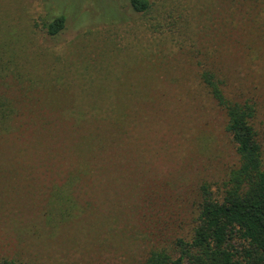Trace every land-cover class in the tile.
I'll list each match as a JSON object with an SVG mask.
<instances>
[{
	"label": "rangeland",
	"instance_id": "obj_1",
	"mask_svg": "<svg viewBox=\"0 0 264 264\" xmlns=\"http://www.w3.org/2000/svg\"><path fill=\"white\" fill-rule=\"evenodd\" d=\"M151 1L152 11L143 14L130 0H0L1 26L16 24V32L28 37L26 55L37 58L39 51L44 68L62 69L75 94L89 84L119 87L107 98L119 110L111 117L133 114L135 102L146 105L150 128L143 137L159 159L153 178L131 173L138 170L128 163L132 154L113 167L124 177L83 183L77 193L92 211L57 228L42 218L50 185L18 189L9 204L0 194V256L34 264H130L153 246L189 236L201 184L222 182L238 159L225 114L200 82L203 66L225 75L231 95L256 102L264 144V34L256 28L264 19L261 7L248 0ZM60 14L67 20L57 36L33 24ZM47 50L58 59L49 55L56 60L46 61ZM130 87L147 96L132 101L125 94ZM134 139L131 146L142 147ZM4 145L0 174L26 181L31 153Z\"/></svg>",
	"mask_w": 264,
	"mask_h": 264
},
{
	"label": "trees",
	"instance_id": "obj_2",
	"mask_svg": "<svg viewBox=\"0 0 264 264\" xmlns=\"http://www.w3.org/2000/svg\"><path fill=\"white\" fill-rule=\"evenodd\" d=\"M248 1L261 7L264 18V0ZM130 4L143 14L154 7L151 0H130ZM66 20V14L44 15L33 24L53 37L65 29ZM256 25L264 34V19ZM6 26L0 24V147L26 149L33 162L26 181L0 174V194L8 204L20 194L18 189H36L38 182L50 185L42 218L48 228H57L92 211L91 203L77 190L83 183L124 177L113 167L126 156L136 154L128 161L138 168L133 175L153 178L157 150L143 137L150 128L151 110L134 100L137 95L147 96L143 90L130 87L125 92L135 102L133 114L111 117L119 110L113 102L107 104V98L119 87L89 84L75 94L62 69L44 68L39 51L37 58H29L24 49L28 37L16 32V24ZM169 31H176L175 25ZM53 53L47 50L45 60L58 59ZM221 73L214 66H203L199 79L225 114L224 130L238 159L222 182L201 184L189 236L153 246L144 258L130 264H264V144L257 127L258 107L253 100L231 95ZM134 138H140L142 147L131 146ZM0 264L34 263L0 256Z\"/></svg>",
	"mask_w": 264,
	"mask_h": 264
}]
</instances>
